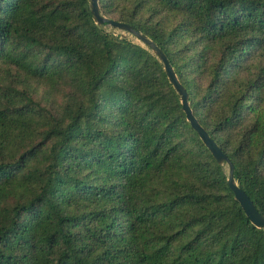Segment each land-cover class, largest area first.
<instances>
[{
	"label": "trees",
	"instance_id": "1",
	"mask_svg": "<svg viewBox=\"0 0 264 264\" xmlns=\"http://www.w3.org/2000/svg\"><path fill=\"white\" fill-rule=\"evenodd\" d=\"M100 9L229 161L91 0H0V264H264V0Z\"/></svg>",
	"mask_w": 264,
	"mask_h": 264
},
{
	"label": "water",
	"instance_id": "2",
	"mask_svg": "<svg viewBox=\"0 0 264 264\" xmlns=\"http://www.w3.org/2000/svg\"><path fill=\"white\" fill-rule=\"evenodd\" d=\"M91 12L98 26L109 24L114 29H118L123 32H128L132 34L144 45L152 48L154 55L164 65V69L169 78L170 83L174 86L176 92L181 97V103L183 106V110L187 115L188 121L191 123L192 127L198 132L201 140L204 142L206 147L210 150V152L212 153L213 157L217 160V162L221 165L228 162L229 161L228 157L223 153L220 146L211 138L210 134L203 128V126L200 124V122L194 115V112L192 110V107L189 101V94H188L187 89L182 85L168 57L157 46V44L154 41L150 40L145 35L133 29V27L130 25L105 18L101 13L100 0H91ZM228 183H229L230 188L235 194V199L241 204L243 210L245 211L251 223L259 229H264V217L259 213L254 202L247 195V193L243 191L238 185V183L235 181L234 166L232 164H230V176H229Z\"/></svg>",
	"mask_w": 264,
	"mask_h": 264
},
{
	"label": "rangeland",
	"instance_id": "3",
	"mask_svg": "<svg viewBox=\"0 0 264 264\" xmlns=\"http://www.w3.org/2000/svg\"><path fill=\"white\" fill-rule=\"evenodd\" d=\"M106 30H107L108 32H113V33H115L116 35L123 34L124 36H127V37H129L130 39H132L134 42H136V43H140V44H143V43L140 42L136 37L131 36V35H130L129 33H127V32H123V31H121V30L114 29L112 26H107V27H106Z\"/></svg>",
	"mask_w": 264,
	"mask_h": 264
}]
</instances>
